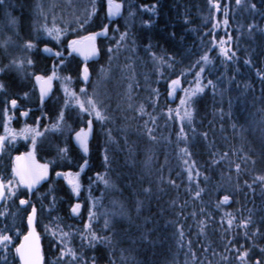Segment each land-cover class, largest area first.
<instances>
[{"label": "trees", "instance_id": "obj_1", "mask_svg": "<svg viewBox=\"0 0 264 264\" xmlns=\"http://www.w3.org/2000/svg\"><path fill=\"white\" fill-rule=\"evenodd\" d=\"M52 1L58 11L57 16H60V12L65 16L74 10L71 6L68 8L67 0H38L43 6L49 2L53 8ZM87 1L90 5V0ZM118 1L123 5V14L127 12L126 18L124 21L113 19L115 22L111 23V27L117 25L120 32L127 30L129 33L126 43L128 53L126 55L122 52L125 56L121 55L119 60L125 62L127 74L128 72L135 74L137 84L142 80V75H145L148 83L155 84L157 80L155 90L162 96L158 102L145 105L143 116L135 114L134 122H131L135 125L134 133L121 126V129L113 133L112 140L116 143H110L108 147L109 144L104 145L98 136L100 132L98 134L96 131V135L90 138L87 156H84L80 149L71 146L68 158L65 160L67 163L60 166L53 165L56 170H75L85 159L88 161L80 175L79 196L72 194L70 188L64 185L60 178H56L55 182L51 183L55 188L53 192L56 197L55 207L51 214L48 210L45 214V210L40 212L37 227L44 264H54L59 250L51 233L45 231L40 220L43 219L46 225L52 217H58L60 227L74 233L73 237H70V246L80 250L81 241L77 230H82L83 223L88 221L92 199L99 201L93 209L97 214L92 221L93 229L102 236H111V232L104 229V213L112 208L113 199L123 202L129 211V217L120 220L122 230L120 235L113 238L112 245L99 243L95 249L87 247L83 249L86 256L97 257V264H109L110 260H115L116 264H222L220 255L214 256L213 252L225 254V245L232 239L237 244H245L244 229L237 225L241 219L249 217L251 223L248 231L259 229L260 235L253 239L256 245L264 246V185L253 182L255 175L264 174V155H262L264 135L254 122L255 119L260 120L261 110L264 109V82L258 75V73L264 75V33L261 37L258 36L259 34L243 36L245 39H240L238 49H235L236 43L233 40L231 46L236 52V57L231 61H225L211 47V39L213 35L230 27L234 29L232 30L234 38L236 29L241 28L246 31L243 24L247 22L248 17L245 16L242 8L237 9L235 0H219L222 7L219 12L214 13L215 21L212 19L214 10H210L207 0ZM35 2L37 0H8L9 5L13 4L20 8L17 11L19 13L17 19L20 22L18 24L21 34L24 33L26 26L31 27L28 16L24 18L23 13L29 11L28 14H32L31 5ZM102 2L105 5V0H96L99 15L93 17L86 25L88 31L80 30L74 35L75 37L77 34L87 35L90 31H98L109 21L106 6L103 10L100 8ZM250 2L257 6L253 20L263 25L264 0H250ZM75 4L80 5L83 2L78 0ZM153 5L156 6L154 9ZM224 6H228L229 9L227 17L224 16ZM62 7L66 9L59 10ZM73 13L71 12V15ZM225 18L228 19L227 26L222 24ZM234 19L236 22L239 21L238 24L236 23L238 28L232 23ZM27 22L29 25L26 24ZM214 22L218 27L213 28ZM15 27L12 26V30L15 31ZM173 33L174 39L171 38ZM149 44L152 45L151 51L157 56L175 57L176 63L173 68L168 69L165 66L160 69L164 74L163 77L157 72V66L150 52L146 51ZM43 47L44 44H38L41 51L33 55L34 71L49 74L52 64L50 57L42 52ZM205 52L208 53L211 63L205 66L203 80L207 82L208 79H212L216 84V90L214 93L213 89L208 87L195 100L197 113L194 115L193 124L186 125L187 148L189 147L192 160L196 162L202 173L198 179L194 177V182L190 185L187 171L180 168L177 159L168 161L169 156L175 157L176 149L173 148L176 144L165 141V138L170 137L172 133L167 134V126L161 125L160 122L168 119L164 114L160 118L155 107L154 110L152 107L156 106V103L157 107H166V109L173 105V96H168L165 82L175 79L183 71L185 75L181 76V80L187 84L198 70V68L190 69V65ZM72 60L71 67L80 65L76 58ZM245 60H250V64L246 65ZM95 62L96 60L89 63L91 69ZM44 107L43 113L50 121L52 104L46 102ZM230 107L232 110H229V114H225ZM55 112L53 110L54 114ZM150 116L156 117V124H149V127H155L158 143L150 142L144 133H140L144 131L141 124L149 120ZM192 128L196 129L195 134L192 133ZM203 133H207V138ZM212 147L215 149H211ZM105 148L109 150L112 160L107 169L103 161ZM225 152L229 155L222 160L221 157ZM41 153L44 157L50 156L46 152ZM245 154L256 160L255 165L251 162L245 164L241 160V156ZM148 156L152 159L146 166ZM214 159L219 163L214 164ZM230 161L241 163L242 170L239 174L234 163ZM195 170L193 169V172ZM106 171L115 183V189L106 190L104 185L96 180L97 173L104 174ZM169 178L175 181V187L168 182ZM197 183L204 191L200 198L193 199ZM249 184L252 186L248 187ZM145 187H150L151 192L144 193ZM48 188L49 185L40 188V191L48 192ZM225 194L230 196L228 203L217 207L219 200ZM33 200L39 208L40 203L35 196ZM136 200L142 201L139 213L136 212ZM50 201L51 196L44 200V205H49ZM77 202L81 204V215L73 216L70 208ZM201 208L204 209L203 213ZM193 212L196 213L195 216L192 215ZM226 213L232 214L234 218L233 228L228 232L225 231L228 228L229 218ZM200 220L205 222L203 232L199 225ZM180 229L184 232L183 240L179 235ZM25 233H27L26 221L20 236ZM19 241L20 239L15 241L16 245ZM189 242H191L190 249ZM252 243L253 241L249 240L247 246H252ZM205 248H208L207 252L204 251ZM192 253H195V260ZM122 255L124 259L121 258ZM258 255L257 247L253 249L252 259L255 260ZM10 261L9 264H12L13 257ZM18 263L16 260V264Z\"/></svg>", "mask_w": 264, "mask_h": 264}, {"label": "snow or ice", "instance_id": "obj_2", "mask_svg": "<svg viewBox=\"0 0 264 264\" xmlns=\"http://www.w3.org/2000/svg\"><path fill=\"white\" fill-rule=\"evenodd\" d=\"M210 10H214L212 14V19L215 21V12H219L221 10L222 5L219 0H207ZM91 11L85 12L84 19H77L76 23L78 24V29H73L77 33L79 30L88 31L86 25L89 24V21L99 15L97 10L96 0H90ZM235 5L237 9L247 7L255 12L256 4L250 2V0H235ZM8 0H0V10L5 12V15L10 17V13L7 12ZM105 7L102 2L100 5L101 10ZM123 5L121 3L116 2V0H106V14L107 19L110 23H104L99 31L88 32L87 35H79L77 34V38L69 39L67 41V51L68 55L71 56L72 53H77L85 61H88L91 58H94L100 54V49L97 47V39L99 37H107L110 31L120 32L119 28H111V23H114V17H118L121 15V9ZM153 9L156 7L152 6ZM33 17L31 29L32 31L29 33L26 39H23V42L17 44L11 35H3L0 36V52L3 53V56L0 57V93H6L11 87V81L5 83L2 79L3 77H8L9 74L13 71H16L23 75L25 79H30L34 81L35 88H38L39 92V101L42 110V116L37 117L36 124L39 125L41 120L48 119L49 117L43 113V108L45 106L46 98H50V94L52 92V85L54 80L61 81V89L63 91V104L59 108L58 115L54 122L51 123L50 126L46 125L44 132L39 131L37 128H34L29 125H25L24 128L20 129L19 132H16L14 129L10 128V121L13 118L9 115V107L11 106L12 110L18 108V99L12 98L10 100L5 99V107L3 109V128L5 135H0V153L5 150L6 144L12 143L16 141L18 137L23 139H31L30 146L26 153H21L12 158V164L10 168V174L5 176L4 174H0V204L3 205L2 209H0V264H9V255L14 250V257L12 264H16V260L18 258L19 264H44V258L41 253L40 248V236L36 231V228L39 225V214L41 211L45 210V208L51 214V211L55 207L56 197L53 195L55 188L50 183L48 192L41 193L39 192V186L42 183L49 182L50 180V164L54 163V161H49L45 163H38L36 160L37 152L43 150L44 145L39 142V138L43 137L45 133L49 131L53 132H63L65 130V118H66V110L69 108H78L80 113H87V127H79L78 130L71 129V126H68L70 136L74 131V139L79 146L80 150L87 156L89 153V138L93 132V119L95 117V121L101 122L103 125L109 120V116L106 113V110L102 109L98 102L94 99L93 96L88 95L87 85L91 83V75L89 71V66L85 63L83 66L77 65L76 68V79L78 81H82L83 85L79 89V93L74 91L71 87L73 82L72 75H58L56 69L64 66L70 61H66V57L64 56L63 51L57 50L53 52V49L48 47V43L50 41L42 39V36L50 37L52 40H55L57 44H62V35L65 33V29L63 27L57 26L55 20L53 21L52 26L50 27L47 23V14L44 10L43 4L35 2L31 5ZM229 13L228 6H224V16L227 17ZM132 15V13H129ZM223 23L225 25L228 24V19L225 18ZM9 24L15 27L18 24V20L16 18H10ZM218 27L217 23H213V28ZM255 26L249 25L248 29L251 32ZM15 35L19 37V32L16 31ZM129 33L128 31L120 32L119 37L115 38V47H109L107 49V53L109 56V61L113 59L114 53L118 52L121 47H123L128 40ZM175 34H172V39H174ZM232 37L228 36L227 43L230 44ZM44 44L42 49L43 53L50 54L56 58L59 62L58 64H53L52 73L49 74H39L35 71H28L30 68H34V60L32 59L33 50L36 52L41 51L38 48V44ZM215 45V41H213ZM226 41L222 38L219 41V55L224 58L225 61H231L236 57V52L231 49V47H225ZM15 47L19 50V55L13 54L11 49ZM152 45L149 44L147 46L146 51L150 52L154 64L157 66V72L161 77H163V72H160V69L163 67H167L171 69L174 67L176 60L174 56H157L155 52L151 51ZM7 60V63H4V60ZM211 60L207 52L200 55L199 59L192 65L191 68H198L199 70L195 72V80L194 87H190L184 89V95L180 97V103L175 110V120L176 123L180 125L179 131L177 132V141H187L188 133L186 132V125L190 126L193 124L194 119V97H197L200 93L205 91V88L211 87L215 93L216 84L212 79H208L206 83L202 82L203 73L206 71V65L210 64ZM244 63L250 64V60H245ZM71 71V69H69ZM101 77H107L108 69H105L103 66L99 70ZM185 72H181L179 76L175 79H171L168 83V96L172 97L176 90L179 88L181 84V76H184ZM260 75L262 82H264V75ZM131 89V85H129ZM156 92V90H153ZM158 95V92H157ZM29 93L25 92L24 97L28 98ZM59 99V98H58ZM131 108V103L129 104ZM29 110L20 111V116L28 117ZM137 114L139 116H143L145 114V107L141 104L138 109H136ZM169 119L172 118L171 113L172 109L168 110ZM262 135H264V109L261 110L260 120L257 122ZM149 124H156V117L150 116L149 120L145 121L143 128L144 133L147 136V139L152 143H158V138L155 135V127H149ZM192 133L195 134L196 129H191ZM106 135L109 140H112V130L109 128L107 130ZM204 137L207 138V133H203ZM125 144H127V139L125 138ZM131 151V149H129ZM57 153L60 159L64 160L68 158L69 148L58 147ZM180 153L184 157L190 158V153L187 148H181ZM229 153L225 152L221 159L227 158ZM264 155V153H262ZM152 157L148 156L146 160V166L150 164ZM241 160L245 164L251 162L255 165L256 160L252 159L250 155L241 156ZM103 161L106 169L112 163V160L109 156V150L105 148ZM71 163V161H69ZM88 161L85 159L82 164L79 165L80 171H56L55 176L57 178L63 177V179L68 184L71 193L79 196L81 191V183H80V175L81 172L85 170ZM214 164H218L219 161L213 160ZM230 163H234L237 174H239L242 170L241 163H236L234 161H230ZM184 164L187 165V178L189 184L191 185L194 182V177L199 178L201 176V172L199 169H196L195 162L192 164H188V160H184ZM193 169H196L193 172ZM207 179V177H205ZM96 180L102 183L106 190L115 189L116 185L112 181L109 173L106 171L104 174L97 173ZM163 180V177H161ZM170 184L174 187L176 186L175 181L170 179L168 180ZM253 182H259L261 185H264V174H258L253 177ZM247 184V182H245ZM251 187L252 185H247ZM204 189L199 187V184H196V189L194 191L193 199H198L201 197V193ZM144 193H150L151 188L145 187L143 189ZM35 196L36 200L39 201L40 207L38 208L37 203L33 200ZM51 196V201L49 205H44V200L48 199ZM230 196L225 194L222 199L219 200L217 207H220L222 204L228 203ZM18 200V205L16 201ZM92 207L89 208L88 211V221L83 223V229L77 230L80 236V250L70 246L71 241L70 237H73L74 233L69 230L65 231L60 227V221L58 217H52L49 224L45 225V231L51 233L53 240L56 241V246L59 250V255L57 256L54 264H97V257L92 256L88 257L84 254L83 249L85 247L95 249L97 244L103 243L107 245H112L113 238L120 235V231L122 230V226L120 225V220L127 219L129 217V211L125 207L124 203L113 199L111 201L112 208L110 210H106L104 213V229L107 232H111V236L108 235H99L93 229L92 221L96 217V212L93 209L99 203L98 200L92 199ZM11 205H15L16 210L14 212H9V207ZM142 201L136 200V212H140V206ZM81 204L79 202L72 204L70 211L73 216L81 215ZM204 212V209L201 208V213ZM196 215L195 212L192 214ZM229 217L227 219L228 228L225 230L226 232L231 231L234 225V218L232 214L226 213ZM12 217V223H8V217ZM16 217L20 218V223L17 224L15 222ZM26 221L27 233L23 235L22 240L19 244L14 246V241L16 238L20 236L21 229L24 227ZM251 223L250 217L248 219H241L240 223L237 225L239 228L244 229V238L245 244H237L234 239L229 240L225 245V254H220L213 252V255H220L222 264H264V246H258L255 244L254 239L256 236L260 235L259 229L253 232H249L248 228ZM199 225L201 228V232L204 230L205 222L204 220L199 221ZM71 226H69L70 228ZM179 235L181 240H183L184 232L182 229L179 230ZM252 240V246H247L248 241ZM258 247L259 255L255 260L252 259L253 249ZM191 248V242H189V249ZM205 252L208 251V248L204 249ZM111 255H115V253H111ZM193 259L195 260V253H192ZM124 259L123 255L121 257ZM109 264H116L115 260H110Z\"/></svg>", "mask_w": 264, "mask_h": 264}, {"label": "rangeland", "instance_id": "obj_3", "mask_svg": "<svg viewBox=\"0 0 264 264\" xmlns=\"http://www.w3.org/2000/svg\"><path fill=\"white\" fill-rule=\"evenodd\" d=\"M81 1V0H80ZM75 2H78V0H67V6L68 8L71 6L74 8L73 11L74 12L71 15V12L68 13L67 15L60 12V16H57L56 14L58 13V11L55 8V5L52 1V5L53 8L51 7V5L49 4H44V10L47 14V23L48 25L51 27L53 24V21L55 20V23L57 26L63 27L66 31L65 33L62 35L61 39H62V44H57L55 40H52L50 37L47 36H42V39L50 41L48 43V46L50 48L53 49V52L60 50L63 51L64 56L66 57V61H70L71 62V56L68 55V51H67V41L69 39H75L77 37H75L74 35L77 33L76 31H73V29H78V24L76 23V20L79 19H84V15L86 10L87 11H91V6L89 5L87 0H82L83 4H75ZM116 2L120 3V1L116 0ZM9 5V4H8ZM105 6H106V0H105ZM243 9V12L245 14L246 17H248V20L245 24H243L244 30L243 31L240 29H236V37L234 38L232 36V29L233 27H230L227 30H223L221 31L219 34L213 35L212 39H211V47L214 48L215 53L219 54V41L223 38L226 41L225 47H231V42L234 40V43H236V48L238 49V45H239V41L240 39H245L243 36L248 37V36H252L255 34H259L258 36H262V34L264 33V24L263 25H259L257 23H255V21L253 20V15L255 12L251 11L247 5H245L244 7H241ZM19 6H15L13 4H10L9 7L7 8V12L10 13V17L8 15H5V12L3 10H1L0 13V35H11L13 36V39L16 41L17 44H20L23 42L24 38L26 39L29 35V33L32 31L31 27H25L24 29V33H19V37H17L15 35V32L18 31L20 32V25L17 24L15 27V31L12 30V26L9 24V20L10 18H19V13H17V11L19 10ZM62 9H66L64 7L60 8L59 10ZM29 12V11H28ZM28 12L23 13L24 14V18L25 16H28L27 18L29 19V23L30 25L32 24V17L33 16H29L32 14H28ZM123 7L121 9V15L118 17H114L113 19L115 20H123L126 18V14L127 12H125V14H123ZM28 14V15H27ZM64 16V17H63ZM18 20V19H17ZM121 20V21H122ZM130 22V21H129ZM239 22V21H238ZM238 22L234 20H232V23L234 26H236V23L238 24ZM20 23V22H18ZM29 23L27 22L26 24L29 25ZM231 23V24H232ZM224 24V23H222ZM230 24V25H231ZM254 25L255 27L253 28V30L250 32L248 29L249 25ZM227 26V25H226ZM118 26H114L112 25L111 28L115 29ZM238 28V26H236ZM255 31H257V33H255ZM80 32V30H79ZM78 32V33H79ZM120 32H113L110 31L108 33L107 37H104L103 39H105L104 43L101 45L102 46V52L101 55L99 56V60L97 59L95 62V65L92 67V69L90 68V75H91V83L89 85H87V92L88 95L93 96L94 99L98 102V105L106 110L107 115L109 116V120L104 123L103 125L101 124V122L99 121H95V117L93 116L92 119L94 121L93 123V132L90 136V138H92L95 134L96 131H98V134L100 132L99 139L104 143V145L107 143L109 144L108 147H110V143L112 144L113 140H109L108 136L106 135L107 130L110 128L112 130V137H114L113 133L116 132L117 130L121 129V126L125 129H130V131H132V133H134L135 130V125L131 124V122H134V116H136L135 114H137L136 109H138V107L143 104L144 107L145 105L149 104L152 105V103L158 102L159 98L162 96L160 93H158L157 95V90L156 92H154L153 90H155L156 85H157V80L155 81V84L153 83H148L147 78L145 77V75H142V80L138 81L137 84V80H136V76L135 74H130L128 72H126L127 67L125 68L124 61H120L119 58L121 55H124L123 53H128L126 44L120 48V50L116 53H114L113 55V59L111 61H109V56L107 53V49L111 46V47H115V38L119 37ZM231 36L233 39H231L230 44L227 43L228 41V36ZM213 41H215V45L213 44ZM42 48V47H41ZM233 51H235L234 49H232ZM13 54L19 55V50L15 47H13L11 49ZM36 51L33 50V55L35 54ZM123 52V53H122ZM243 53L244 50H243ZM46 54V53H45ZM33 55H32V59H33ZM127 55V54H126ZM3 56V53L0 52V57ZM125 56V55H124ZM129 56V55H128ZM50 57V61L51 64L52 62L58 64L59 62L56 60V58L52 55L49 56ZM220 58H223L222 56H220ZM128 60V57L126 59V61ZM4 63H7V60H4ZM81 64V63H80ZM104 67L105 69H108V75L107 77H101L100 76V68ZM69 69H71V71H69ZM52 70H53V65H52ZM199 70V69H198ZM197 70V71H198ZM28 71H34V68H30L28 69ZM58 75L60 76H64V75H72L73 76V82H72V89L74 91H76L77 93H79V89L80 87L84 86L82 81H78L76 79V70H72V68H70V63L61 66L60 68L56 69ZM74 71V72H73ZM140 78V77H139ZM4 80L5 83H8L9 81L15 83L16 85H20V97L22 96V99L26 100V101H35L36 99L39 98V92L38 89L35 88L34 82L33 80L30 79H25L23 77L22 74L13 71L9 74L8 77H3L2 78ZM194 80H195V74H194V78L192 80H188L189 82L186 84V82H184V80H181V86H179V88L176 90V92L173 95V105L172 106H168L167 109L166 107H157V103L156 106L152 107V110L155 109L157 110V114H160V118L161 115H165L166 118L168 120L166 121H162L160 122L161 125H166L167 126V134L172 133V135L170 137H166L165 141H170V142H174L176 145L173 149L175 150V157H170L168 158V161H170V159H172V161H174L175 159H177L180 168L182 169H186L187 165L184 164V160L187 159L188 160V164H192L194 161L192 160V157L190 155L189 157H184L182 156V154L180 153V149L181 148H187L188 146V142L187 141H177V132L179 131V127L180 125L178 123H176L175 120V110L177 109V106L180 103V97L184 95V89L190 88V87H194ZM202 82L206 83L205 80H203L202 78ZM168 83L169 81L165 82V86L168 89ZM129 85H131V89L129 88ZM206 90V88H205ZM27 92L29 93L28 98L24 97V93ZM205 92V91H204ZM203 92V93H204ZM202 93H200L197 97H194V103H193V109H194V115H196L197 113V105L195 100L197 98H199L201 96ZM63 91L61 89V81L60 80H54L53 81V85H52V92L50 94V98H46L47 101H52V102H56L59 104V106H57L54 110L56 111L55 114L52 111V118L50 121H48L47 119H43L41 120L40 124L37 125L36 124V120H34L32 118V114L29 112V116L28 117H22L20 116V114H16L14 110L11 109V106L8 105L9 107V115L12 116L13 118L10 121V128L14 129L16 132H19L20 129L24 128L25 125H29L32 126L34 128H37L39 131L44 132L45 126L48 125L50 126L52 122L55 121L57 115H58V111L59 108L62 106L63 104ZM153 97V99H152ZM12 98H17L15 94L11 95L10 91H7L6 93H0V126L2 127V133L3 135H5L4 133V128H3V109L5 107V99H12ZM59 98V99H58ZM117 98V100H115ZM46 101V102H47ZM139 101V102H137ZM131 103L132 107H129V104ZM162 106V104L160 105ZM59 107V108H58ZM164 108V109H163ZM172 109V113L171 116L172 118L169 119V113L168 110ZM232 110V108L230 107L227 111H225V114H229V110ZM42 112V111H41ZM67 114H66V118H65V130L63 132H53V131H49L47 133H45V135L41 138H39V142L43 143L44 148L43 150H41L42 152H46V153H52L54 152V155H52V158L49 157H44V161L48 162V161H54V163L50 164L51 167H55L53 165H63L66 159L62 160L60 159V157L58 156L57 153V148L58 147H65L67 146L68 148H70L71 146L77 149H80L79 146L77 145L75 139H74V131L71 133L70 136V132L68 129V126H71V129L73 130H78L79 127H87V113H80L78 108H69L66 110ZM54 114V117H53ZM229 116V115H228ZM148 117V116H147ZM159 117V115H158ZM17 119V121L15 120ZM67 119V120H66ZM29 120V121H28ZM16 121V122H15ZM147 121V120H146ZM259 119H255L254 122L256 123V126L258 127V122ZM145 121H143V123L141 124L142 126L144 125ZM230 123V122H229ZM191 126V125H190ZM231 126V124L229 125ZM132 127V128H131ZM164 127H162L163 129ZM236 131V130H234ZM140 133H144L140 132ZM96 135V134H95ZM145 135V133H144ZM146 136V135H145ZM147 137V136H146ZM89 138V141H90ZM113 139V138H112ZM14 142H20V143H24L28 146H30L31 143V139L29 137V139H23L21 137H18L16 139V141ZM116 143V142H115ZM55 149V151L53 150ZM104 149V148H103ZM189 149V147L187 148V150ZM211 149H215V148H211ZM189 152V150H188ZM12 150L11 149H5L2 152V159L1 161H3L2 163H0V174H4L5 176L10 174V168H11V164H7V160L10 161V156H11ZM190 153V152H189ZM196 169H199V166L196 164ZM86 168V167H85ZM56 171H69V169L67 170H61L55 169L52 172V176L50 175V180L49 182H45L42 183L41 188L47 187L50 183L55 182L56 180V176H55V172ZM73 172H77L80 171L79 165L76 167L75 170H70ZM62 180V183L64 185H66L67 187L68 184L66 183V181L63 179V177H59ZM49 190V188H48ZM39 192H43L40 191ZM16 204L18 205V202L16 201ZM3 205L0 204V209H2ZM16 210L15 205H11L9 207V212H14ZM46 208H45V212L46 213ZM15 222L18 224L20 222L19 217H16ZM8 223L11 224L12 223V217L9 216L8 217ZM40 223H42L43 228L45 229V221L43 219L40 220ZM36 231L38 232L37 228ZM26 234V233H25ZM22 236H19V238L17 239H22ZM15 240V241H16ZM14 241V245H13V249L14 246L16 245ZM11 257H14V250L13 252L9 255L8 259H9V263L11 262ZM17 263H18V259H17ZM19 264V263H18Z\"/></svg>", "mask_w": 264, "mask_h": 264}, {"label": "flooded vegetation", "instance_id": "obj_4", "mask_svg": "<svg viewBox=\"0 0 264 264\" xmlns=\"http://www.w3.org/2000/svg\"><path fill=\"white\" fill-rule=\"evenodd\" d=\"M103 37H99L97 39V47L101 50L102 48V44L104 43ZM101 52V51H100ZM48 57L50 56V54H46ZM73 58H76L77 61H79V63H81L80 65L83 66L85 63L89 66V63H91L92 61H95L99 58V55L94 57V58H91L89 59L88 61H85L83 59V57H81L80 55H78L77 53H72L71 54V59ZM73 60H71L72 62ZM51 62V61H50ZM54 64V62H52V65ZM68 64V63H67ZM70 68H72L74 70H76V66H72L70 65ZM89 69H90V66H89ZM52 73V70L51 72L49 73V75ZM39 74H43V73H39ZM34 82V81H33ZM20 85H16L15 83L11 82V87H9L8 91L11 92V95L15 94L17 99H18V108L15 109V113L18 115L20 113V111H25V110H29L31 109L30 113L32 114V118L34 120H37V117H41L42 116V113H41V106H40V101H39V98L36 99L35 101H26L24 99H22V96L20 97ZM38 89V88H37ZM47 101V100H46ZM48 103L52 104V111L55 109L56 105L59 106V104L56 102H52L51 100L50 101H47ZM45 105H46V102H45ZM10 106V105H9ZM59 108V107H58ZM43 111H45V107L43 108ZM17 121V119H15ZM15 121V122H16ZM29 121V120H28ZM2 127L0 126V135H3L2 133ZM44 143V142H43ZM42 143V144H43ZM28 148L29 146L24 144V143H20V142H12V143H8L6 144V147L5 149H11L12 150V153H11V156H10V161L7 160V164H12V158H14L16 155H19L21 153H26L28 151ZM55 151V149H53ZM42 151H39L37 152L36 154V160L38 163H45L46 161H44V156H42L41 153ZM44 153V152H43ZM49 158H52L54 155V152L52 153H48ZM2 159V153H0V163H2L3 161H1ZM49 162V161H48ZM55 169V167H51L50 165V175L52 176V172L53 170ZM41 188V185L39 186V189Z\"/></svg>", "mask_w": 264, "mask_h": 264}, {"label": "water", "instance_id": "obj_5", "mask_svg": "<svg viewBox=\"0 0 264 264\" xmlns=\"http://www.w3.org/2000/svg\"><path fill=\"white\" fill-rule=\"evenodd\" d=\"M107 23H110V21H108ZM21 240H22V239H21ZM19 243H20V242H19ZM19 243H18V244H19ZM40 248H41V246H40Z\"/></svg>", "mask_w": 264, "mask_h": 264}, {"label": "bare ground", "instance_id": "obj_6", "mask_svg": "<svg viewBox=\"0 0 264 264\" xmlns=\"http://www.w3.org/2000/svg\"><path fill=\"white\" fill-rule=\"evenodd\" d=\"M20 241H21V239H20ZM20 241H19V242H20ZM41 253H42V252H41ZM17 259H18V258H17Z\"/></svg>", "mask_w": 264, "mask_h": 264}]
</instances>
